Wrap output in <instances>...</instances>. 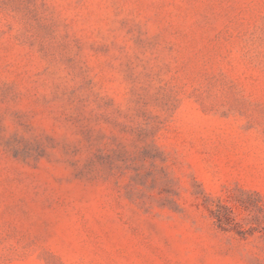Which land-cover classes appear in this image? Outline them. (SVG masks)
<instances>
[{"label": "rangeland", "instance_id": "374dc122", "mask_svg": "<svg viewBox=\"0 0 264 264\" xmlns=\"http://www.w3.org/2000/svg\"><path fill=\"white\" fill-rule=\"evenodd\" d=\"M0 264H264V0H0Z\"/></svg>", "mask_w": 264, "mask_h": 264}]
</instances>
